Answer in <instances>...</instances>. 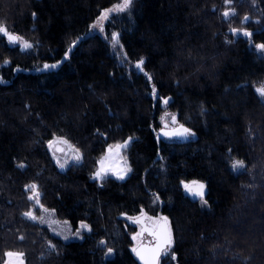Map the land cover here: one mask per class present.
<instances>
[{
  "label": "trees",
  "instance_id": "1",
  "mask_svg": "<svg viewBox=\"0 0 264 264\" xmlns=\"http://www.w3.org/2000/svg\"><path fill=\"white\" fill-rule=\"evenodd\" d=\"M122 3L0 0V24L33 45L0 33V264L9 250L26 264H141L130 221L141 214L169 220L161 264H264V0H133L107 39L92 32ZM169 100L193 137L161 131ZM129 137V176L94 179L108 146ZM70 145L81 159L61 167L55 149ZM193 180L208 206L184 186ZM33 183L42 205L92 231L65 242L27 219Z\"/></svg>",
  "mask_w": 264,
  "mask_h": 264
},
{
  "label": "rangeland",
  "instance_id": "2",
  "mask_svg": "<svg viewBox=\"0 0 264 264\" xmlns=\"http://www.w3.org/2000/svg\"><path fill=\"white\" fill-rule=\"evenodd\" d=\"M133 1V0H132ZM253 2H255L256 0H252ZM132 3V2H131ZM112 11H110L109 13L105 14L104 16H101L98 18V20L93 24L92 26V32L95 33H100L101 35H103L106 39H107V35H106V27L109 23H112V21L116 20L117 18H119V16L121 15L122 11L125 9H121V10H116L114 8H111ZM129 14V13H128ZM128 16V15H127ZM117 33L118 36H114L113 34ZM119 32L118 31H114L112 33V35H110L108 38L111 41V44L114 48V50L116 51L117 54L121 55V57L126 60V56L123 53L122 48L119 47ZM24 40H26L25 38H23ZM18 46L24 50V51H29L32 48V43H31V47H24L23 46V41H18ZM15 44V43H14ZM262 52V50H261ZM263 53V52H262ZM48 64V63H46ZM45 65V64H44ZM44 65L42 66V69H48V68H56L58 67L57 64H48V65H55L54 67L50 66V67H44ZM170 100L165 103H163V107L165 108L161 117V122H162V127L161 129H166V130H171L173 128H178L181 123H179L177 121V114L175 112H171L168 109H166V107L168 106ZM175 116V121H173L172 117ZM186 137H193L194 136V132L192 131V133L185 135ZM131 140V139H130ZM130 140H126L127 145H124L123 143H118V144H112V150L111 152H109V147L107 148L105 154L100 158L99 160V164L97 169L95 170V173L101 168V164L100 161L102 158H104V167L105 169H109V168H115L117 170H121V169H127L126 174L123 177L117 176L116 173L114 171L111 170H107L104 172L102 177H98V176H93L94 179H104L108 176H112L115 177L119 180H123L126 179L129 174L131 173V166L128 162L127 157L124 154V150L125 148L130 144ZM63 144V143H61ZM117 145H121L119 148L117 147ZM56 147V146H55ZM62 147V146H61ZM69 147V149H68ZM65 146V148L63 150H61L60 152H58L59 156H60V162H65V166H70L72 163H77L79 160L74 158L73 155V148L72 145L70 146ZM55 151L57 152V150L55 149ZM189 189V188H188ZM33 191H38L37 189H32L30 188V197L32 199V192ZM191 195L200 201L202 206H208V203H204L203 201L205 200V198H201L196 192L189 190ZM39 195L37 197V200L39 201L38 203L36 202V200H33V206L31 207V211H34L36 216H43L44 220H37V219H33L31 217H28L25 215V217L31 221L37 222L40 225L47 227L49 229V231L54 235L59 237L60 239H62L65 242L68 241H78V240H82L86 234L90 233L92 231V228L88 229V228H82L81 225L79 224L78 226L74 227L70 221L68 220H64V219H60L57 214L56 211H50L52 210L51 208L45 207L44 205H42L40 197H41V192H39ZM43 206V207H41ZM153 218H161V216L158 217H153ZM51 221V222H49ZM154 221V220H153ZM88 224V223H87ZM90 225V224H88ZM77 230H79V235H77ZM16 252V251H13ZM108 254H112L113 253H109ZM18 258L16 257H8L6 255L5 260L3 261L2 264H9V261H17ZM23 264H26L25 262V258L24 255L22 258Z\"/></svg>",
  "mask_w": 264,
  "mask_h": 264
},
{
  "label": "snow or ice",
  "instance_id": "3",
  "mask_svg": "<svg viewBox=\"0 0 264 264\" xmlns=\"http://www.w3.org/2000/svg\"><path fill=\"white\" fill-rule=\"evenodd\" d=\"M131 2L132 0H123V3L122 5H114L113 8L116 9V10H121V9H127L130 7L131 5ZM228 2L230 3L231 0H228ZM110 11H112V9H104L103 10V14H107L109 13ZM232 12H235V9H225L224 10V15L225 16H228L230 15ZM102 14V15H103ZM248 17L245 16V19H247ZM233 32H244L246 35H249L251 36V33L247 30V29H232ZM0 33H3L5 34L9 41L11 42H15V41H23V46L24 47H31V43L27 40H24L23 37L19 36L18 34H14L13 32L9 31L7 26L4 25V24H0ZM114 36H118L117 33H114L113 34ZM73 44H75V41H73ZM258 47L264 49V43H261L259 45H257ZM68 54L65 53V56H67ZM57 64L60 63V61H57L56 62ZM143 63V60L141 59L140 61H137V64H142ZM54 67L55 65H48V64H45L44 67ZM153 90H155V86H153ZM256 91L259 92L262 96H264V81H261L257 86H256ZM166 99V98H165ZM173 121H175V116L172 117ZM162 132H165L166 135L168 136H172V135H176V134H180V135H187V134H190L192 133V129L190 128H186L184 125H180L178 128H173L171 130H166V129H161ZM59 140H63L65 141L66 143H70V142H67L65 140L64 137H59L58 138ZM131 139V137H129V140ZM127 142L128 141H125L124 142V145H127ZM49 145H52L53 144V141L50 140L48 141ZM121 145H117V147L119 148ZM109 152H111L112 150V145H109ZM73 148V155H74V158L79 160L81 158V155H80V152H79V149H76L75 146L73 145L72 146ZM57 162L60 163V166L61 167H64L65 166V162H60L59 158L57 159ZM100 164H101V168L96 172L94 173L95 176H98V177H102L104 172L107 171V170H111V171H114L116 173L117 176H120V177H123L125 174H126V171L127 169H121V170H117L115 168H109V169H105L104 167V158L101 159L100 161ZM245 165V162L242 160V159H233L232 162H231V166L233 169H240V168H243ZM21 167H23V163L21 162ZM184 186L186 188H189V190L191 191H194L196 192L201 198L204 197L205 195V184L204 182L202 181H196V180H193V181H186L184 182ZM25 187H30L32 189H37L38 186L35 185L34 183L29 186V185H26ZM39 193L38 191H33L32 192V199L33 200H36V202L38 203L39 201L37 200V197H38ZM205 204L207 203L206 200L203 201ZM43 207V206H41ZM50 211H55L54 209L50 210ZM24 215L28 216V217H31L33 219H37V220H41L43 221L44 220V217L43 216H36L34 211H28L26 213H24ZM149 219H152L155 221V223L148 227L147 229H142V231L146 230V231H149L151 233L152 236L155 237V242L154 244L151 246V247H148V248H145L142 244H140L139 246H134V250L136 251L137 255L140 256V258L142 260H144L145 264H159L160 262V256L161 254H168L169 253V250L173 244V237H172V233H171V229L168 227V224H167V220L168 218L167 217H161L159 219L157 218H149ZM51 222V221H49ZM142 223V221H140ZM80 225L82 228H88L90 229L91 226L88 225L86 222L84 221H81L80 222ZM77 235H79V230H77ZM141 235V233H136L134 234V237H139ZM50 243V242H49ZM53 247H55L53 245ZM113 251V249L109 248L108 249V252L111 253ZM6 255L8 257H16L18 258L17 261H9V264H23V261L22 259H19V258H22L24 253L22 252H13L11 250H9ZM173 255H175L173 253Z\"/></svg>",
  "mask_w": 264,
  "mask_h": 264
},
{
  "label": "water",
  "instance_id": "4",
  "mask_svg": "<svg viewBox=\"0 0 264 264\" xmlns=\"http://www.w3.org/2000/svg\"><path fill=\"white\" fill-rule=\"evenodd\" d=\"M15 42H17V41H15ZM171 137H173V138H183L184 139L185 135L176 134V135H172ZM62 148L63 147L58 146L57 151L60 152L61 150H63ZM149 218L150 217L147 214H141L138 217L130 219L131 222H133V223H135V224H137L139 226L138 233H141V235L139 237H137V238H141V241L136 246H139L140 244H142L145 248H148V247H151L154 244V242H155V237L152 236L149 231H146V230L142 231V229H147L148 227H150V226H152L154 224V223H152V220L149 219ZM140 221H142V223ZM167 224H168V227L171 229V225L169 223V220H167ZM171 233H172V229H171ZM145 236L146 237H150V238H148L146 241H144L143 237H145ZM172 237H173V233H172ZM134 254H135L136 258L139 260V262L141 264H145L144 260H142L140 258V256L137 255L135 250H134ZM163 255L164 254L162 253L161 256H160L159 264H161V259H162Z\"/></svg>",
  "mask_w": 264,
  "mask_h": 264
},
{
  "label": "flooded vegetation",
  "instance_id": "5",
  "mask_svg": "<svg viewBox=\"0 0 264 264\" xmlns=\"http://www.w3.org/2000/svg\"><path fill=\"white\" fill-rule=\"evenodd\" d=\"M148 238H150V237H146V236H145V237H143V240L146 241Z\"/></svg>",
  "mask_w": 264,
  "mask_h": 264
},
{
  "label": "bare ground",
  "instance_id": "6",
  "mask_svg": "<svg viewBox=\"0 0 264 264\" xmlns=\"http://www.w3.org/2000/svg\"><path fill=\"white\" fill-rule=\"evenodd\" d=\"M17 42H18V41H17ZM17 42H12V44H14V43L16 44Z\"/></svg>",
  "mask_w": 264,
  "mask_h": 264
}]
</instances>
